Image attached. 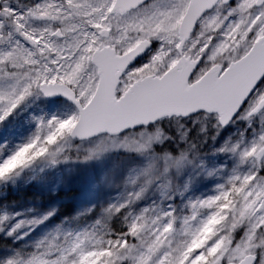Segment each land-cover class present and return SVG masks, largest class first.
<instances>
[{"label": "snow or ice", "instance_id": "1", "mask_svg": "<svg viewBox=\"0 0 264 264\" xmlns=\"http://www.w3.org/2000/svg\"><path fill=\"white\" fill-rule=\"evenodd\" d=\"M67 161L115 193L0 264H264V0H0V183Z\"/></svg>", "mask_w": 264, "mask_h": 264}, {"label": "rangeland", "instance_id": "2", "mask_svg": "<svg viewBox=\"0 0 264 264\" xmlns=\"http://www.w3.org/2000/svg\"><path fill=\"white\" fill-rule=\"evenodd\" d=\"M101 163L102 161H67L54 167L45 168L42 172L30 177L22 174L15 181L0 183V204L5 205L10 214L8 223L29 221L34 218H41L48 212H53V215L42 224L38 226L24 224L20 231H27L29 227L35 228L24 240H31L44 232L54 231L60 225L58 222L66 221L61 217L57 218L55 215L56 206L61 203V199L59 197L53 199L46 197L42 202L44 204H38L32 195H36L37 198L41 196H39L40 193L44 194L42 197H45L46 194L56 195L62 188H65L67 192L70 191L72 195L65 198L73 206L74 215L71 220L86 222L88 217L79 214L86 213L88 208L95 207L98 209L100 204L116 191L112 188L102 187L97 180L92 179ZM28 190H30L29 194L26 195L28 198L25 199L23 195L21 198L19 193L24 194ZM46 206L47 213H44L43 209ZM0 214H3L2 210H0ZM5 239H9V243H13L10 238ZM24 240L18 243L23 244Z\"/></svg>", "mask_w": 264, "mask_h": 264}, {"label": "trees", "instance_id": "3", "mask_svg": "<svg viewBox=\"0 0 264 264\" xmlns=\"http://www.w3.org/2000/svg\"><path fill=\"white\" fill-rule=\"evenodd\" d=\"M31 189V187H30ZM28 194L30 192V190L26 191ZM62 190L60 192H58L56 195L54 194H49L50 197L54 198V197H59V198H67V197H64L63 194H62ZM69 196H71V193L70 191L68 192ZM39 195H41V197L44 195L43 193H40ZM36 197V196H34ZM72 204L70 202L68 203H62L60 204L58 207H57V210H56V215L60 218L62 217L63 219L66 220V218H72L73 216V210H72ZM67 221H65L66 223ZM59 224L61 225L62 223L59 222ZM8 240H4V239H0V244H4V243H7Z\"/></svg>", "mask_w": 264, "mask_h": 264}]
</instances>
